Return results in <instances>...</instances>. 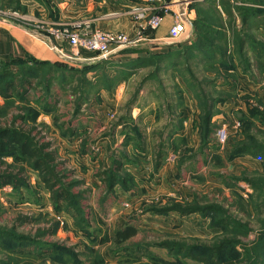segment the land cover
Returning <instances> with one entry per match:
<instances>
[{
    "label": "rangeland",
    "instance_id": "obj_1",
    "mask_svg": "<svg viewBox=\"0 0 264 264\" xmlns=\"http://www.w3.org/2000/svg\"><path fill=\"white\" fill-rule=\"evenodd\" d=\"M17 1L0 0V18L48 37L56 26ZM145 3L185 26L179 42L143 28L106 64L78 67L94 54L60 44L0 59L32 84L0 98V127L50 145L75 203L56 211L14 164L27 188L0 189V264H264V0Z\"/></svg>",
    "mask_w": 264,
    "mask_h": 264
},
{
    "label": "crops",
    "instance_id": "obj_2",
    "mask_svg": "<svg viewBox=\"0 0 264 264\" xmlns=\"http://www.w3.org/2000/svg\"><path fill=\"white\" fill-rule=\"evenodd\" d=\"M17 2L23 11L21 14L23 16L38 15L39 18L44 17L54 25H71L83 20H90L98 30L124 33L129 36H135L136 32L134 22L129 16L131 9L136 6L150 7L145 5L147 4L145 0H52L53 7L46 6V0H18ZM151 9L152 14L154 9ZM174 22H176L174 17L171 21L168 18L164 19L161 27L155 32V37H165L168 32L167 29ZM51 44L48 37H42L39 33L17 22L0 18V59L16 57L20 53L28 54L40 60L51 59V56L58 54L52 50ZM116 55H113L112 58L114 59ZM74 62L78 67L96 63L91 59L87 61L82 57L74 60Z\"/></svg>",
    "mask_w": 264,
    "mask_h": 264
},
{
    "label": "trees",
    "instance_id": "obj_3",
    "mask_svg": "<svg viewBox=\"0 0 264 264\" xmlns=\"http://www.w3.org/2000/svg\"><path fill=\"white\" fill-rule=\"evenodd\" d=\"M110 59L101 64L110 62ZM31 85V82L25 76L17 79L11 73H3L0 75V98L5 101L15 97L22 99L27 96V89ZM2 113L3 111L0 108V117ZM7 158L12 159L13 164L7 165L3 162ZM14 164H26L37 174L40 183L49 194L51 205L56 211L69 213L74 209L75 203L64 187V177L60 174L61 163H58L57 153L50 151V145L38 142L32 132H27L22 128L15 127V125L0 127L1 190L8 187L13 189L27 188V180L22 177L23 168L16 170ZM134 235L133 230H124L118 232L117 238L121 242H126ZM199 260L204 262L202 258ZM214 264L217 263L214 261Z\"/></svg>",
    "mask_w": 264,
    "mask_h": 264
},
{
    "label": "built area",
    "instance_id": "obj_4",
    "mask_svg": "<svg viewBox=\"0 0 264 264\" xmlns=\"http://www.w3.org/2000/svg\"><path fill=\"white\" fill-rule=\"evenodd\" d=\"M164 11L167 13L171 10L170 6L165 5L157 8L155 11ZM152 9L147 6L133 7L129 13L131 21L137 29H148L156 32L162 25V18L158 13L151 14ZM13 16L18 14L13 13ZM21 19V17H16ZM55 29L47 32L48 39L52 43V50L58 53V45L68 47L73 56L80 55V51H86L94 54L92 61H107L118 54L121 50L133 47L137 40L141 39L140 32L135 36H129L124 33L103 32L94 27L92 21L83 20L75 24H58ZM185 34V26L176 21L168 30L169 40L179 42ZM218 138L224 142L226 134L224 130L218 132Z\"/></svg>",
    "mask_w": 264,
    "mask_h": 264
},
{
    "label": "water",
    "instance_id": "obj_5",
    "mask_svg": "<svg viewBox=\"0 0 264 264\" xmlns=\"http://www.w3.org/2000/svg\"><path fill=\"white\" fill-rule=\"evenodd\" d=\"M187 1L188 0H179V3H180V5H179V9H178V12L180 13V14H183V9L185 8V4L187 3ZM51 46H52V44H51ZM125 49H127V48H125ZM62 58V57H61ZM96 62H99V61H96Z\"/></svg>",
    "mask_w": 264,
    "mask_h": 264
}]
</instances>
